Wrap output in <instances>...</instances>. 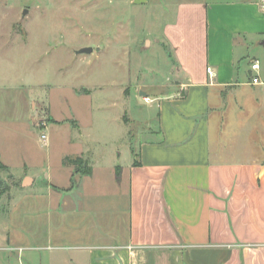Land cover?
Returning <instances> with one entry per match:
<instances>
[{
	"label": "crops",
	"instance_id": "obj_1",
	"mask_svg": "<svg viewBox=\"0 0 264 264\" xmlns=\"http://www.w3.org/2000/svg\"><path fill=\"white\" fill-rule=\"evenodd\" d=\"M130 2L171 13L163 33L175 86L143 93L158 101L157 127L142 130L126 163L104 175L85 158L90 173L65 164L60 183L44 166L41 186L28 160L11 172L0 144V205L8 204L0 208V262L12 254L16 264H264V84L250 83L254 72L238 57L253 39L264 45L259 0ZM39 99L23 89L0 96L1 132L34 122ZM60 122L52 114L48 124ZM75 176L94 185V200L72 186Z\"/></svg>",
	"mask_w": 264,
	"mask_h": 264
},
{
	"label": "rangeland",
	"instance_id": "obj_2",
	"mask_svg": "<svg viewBox=\"0 0 264 264\" xmlns=\"http://www.w3.org/2000/svg\"><path fill=\"white\" fill-rule=\"evenodd\" d=\"M170 17L130 0H0V96H17L23 89L40 97L34 122L14 121L7 133L0 129V144L13 161L11 172H21L28 160L41 186L44 166L54 181H65L67 157L89 158L102 175L110 164H125L142 130L158 125V101H146L143 93L153 98L175 86L177 63L163 33ZM261 41L253 39L238 49L242 66L255 58L264 66ZM84 47L93 51L79 53ZM25 110L23 105L22 114ZM52 114L61 122L45 128L44 145L38 123L50 122ZM71 184L83 199L85 194L94 200L91 182L75 176ZM12 256L10 263L16 264ZM4 260L0 264H10Z\"/></svg>",
	"mask_w": 264,
	"mask_h": 264
},
{
	"label": "built area",
	"instance_id": "obj_3",
	"mask_svg": "<svg viewBox=\"0 0 264 264\" xmlns=\"http://www.w3.org/2000/svg\"><path fill=\"white\" fill-rule=\"evenodd\" d=\"M259 6H260V10H261L262 14L264 15V0H259ZM250 67H251L252 72H254V75L252 76L250 83L253 85H263L264 79L260 75V70L262 68L261 61L258 58L253 59L250 63ZM208 71H209L211 77H213V72H212L211 67H208ZM38 125L43 130L41 135H40L41 141L44 144H47L48 143V134L45 132V128L48 126V121L40 120Z\"/></svg>",
	"mask_w": 264,
	"mask_h": 264
},
{
	"label": "trees",
	"instance_id": "obj_4",
	"mask_svg": "<svg viewBox=\"0 0 264 264\" xmlns=\"http://www.w3.org/2000/svg\"><path fill=\"white\" fill-rule=\"evenodd\" d=\"M64 164L66 165H74L76 166V169L78 171H81L82 166H84V173H90L91 172V168L86 167V165H84V160L82 157L77 156V157H67L64 160ZM4 165L2 164V162L0 161V167H3ZM118 175H119V171H118Z\"/></svg>",
	"mask_w": 264,
	"mask_h": 264
},
{
	"label": "water",
	"instance_id": "obj_5",
	"mask_svg": "<svg viewBox=\"0 0 264 264\" xmlns=\"http://www.w3.org/2000/svg\"><path fill=\"white\" fill-rule=\"evenodd\" d=\"M28 10H25L24 14L27 13ZM93 51L92 47H84L79 50V53H90Z\"/></svg>",
	"mask_w": 264,
	"mask_h": 264
}]
</instances>
